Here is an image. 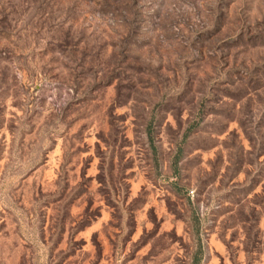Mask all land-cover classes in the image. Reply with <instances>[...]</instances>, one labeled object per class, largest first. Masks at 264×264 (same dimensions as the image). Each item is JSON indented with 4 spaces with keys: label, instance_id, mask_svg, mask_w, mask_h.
<instances>
[{
    "label": "rangeland",
    "instance_id": "obj_1",
    "mask_svg": "<svg viewBox=\"0 0 264 264\" xmlns=\"http://www.w3.org/2000/svg\"><path fill=\"white\" fill-rule=\"evenodd\" d=\"M0 264H264V0H0Z\"/></svg>",
    "mask_w": 264,
    "mask_h": 264
}]
</instances>
